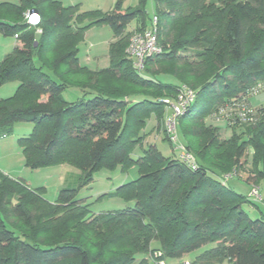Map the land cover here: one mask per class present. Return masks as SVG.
<instances>
[{"label":"trees","instance_id":"trees-1","mask_svg":"<svg viewBox=\"0 0 264 264\" xmlns=\"http://www.w3.org/2000/svg\"><path fill=\"white\" fill-rule=\"evenodd\" d=\"M124 2L82 17L76 16L77 7L54 0L0 3V34L17 35L21 43L0 61V87L18 83L12 96L0 99V136L18 123H31V133L17 140L27 167L68 164L82 173L79 186L60 190L53 203L41 189L0 174V264H160L206 246L211 248L186 262L264 264V214L257 204H264L257 186L264 187V107L250 104L254 88L264 84V0H151V19L148 0L127 9ZM31 11L40 16L38 26L27 23L25 13ZM154 18L161 52L139 71L126 53L127 39L150 29ZM74 19L89 23L79 28ZM95 26H107L113 41L109 68L92 72L79 66L77 46ZM190 52L192 58L186 56ZM59 67L85 74L92 87L72 85ZM109 73L127 94L115 85L105 90ZM195 74L201 83L177 119L189 160L166 134L169 111L161 100L175 99L180 83L189 84ZM161 75L176 85L160 82ZM73 86L84 93L67 102L62 93ZM242 106L254 109L253 120L239 118ZM211 113L224 118L230 138L204 122ZM152 118L177 156H163L154 144L144 147ZM116 167L135 168L138 177L105 198L129 206L91 213L77 199L79 189L89 186L98 170ZM231 170L243 174L246 196L227 186L234 176L222 175ZM254 188L258 200L250 195ZM245 206L259 217L250 219ZM91 242L97 254L89 250Z\"/></svg>","mask_w":264,"mask_h":264},{"label":"rangeland","instance_id":"rangeland-1","mask_svg":"<svg viewBox=\"0 0 264 264\" xmlns=\"http://www.w3.org/2000/svg\"><path fill=\"white\" fill-rule=\"evenodd\" d=\"M8 1L11 3L17 2V0H0ZM59 3L63 7H77L78 12L76 16L82 17L85 13L89 12H101L106 13L112 9L116 0H54ZM138 4V0H125L124 9L134 8ZM148 19L153 17L152 11V2L148 0L147 8H146ZM27 13H25L26 15ZM36 14V13H35ZM89 20L84 19L82 22L77 23L76 19L74 22L77 27L82 28L87 26ZM149 23V22H148ZM135 25H131L128 27L129 32H133ZM41 32L36 33V38H39ZM132 36V35H131ZM127 39V43L131 38ZM18 40V39H17ZM19 41V40H18ZM113 41L112 31L107 26H95L87 29L83 33L82 40L78 43V64L80 67H84L87 70L92 72L105 70L109 68V58L108 51L109 45ZM20 42V41H19ZM15 40L13 37H4L0 34V61L3 60L5 55L12 51V47L10 48V44H14ZM128 46V45H127ZM201 48L200 45L196 46ZM196 48L195 50H198ZM127 50V48H126ZM189 58H192L193 54L187 53ZM129 57V56H128ZM193 60V59H192ZM179 66V65H178ZM60 69L65 70L68 75L67 79L69 83L74 84H82L87 87H92V83H90V79L87 78L85 74H81L80 76L75 75L73 72L67 71L64 67H59ZM106 83L104 82L105 87H111L113 85L120 86L119 82L114 79L111 73L107 74ZM83 80V82L79 83L76 81ZM104 79V78H103ZM191 79V80H190ZM189 84H185L184 82L180 83V87H185L190 90H194L196 86L201 83V77L198 74H195L192 77L190 76ZM158 80L162 83H170L176 85V80L168 77V76H159ZM85 82V83H84ZM102 83V82H101ZM17 82H8L0 87V99L8 98L13 95L15 89L17 88ZM191 86V87H190ZM120 90L125 93L122 86H120ZM127 89V88H126ZM106 90V88H105ZM107 92V91H105ZM83 91L79 90L77 87H68L63 93L62 97L67 102H75L77 99L81 98L83 95ZM93 96L94 94H90ZM87 96V98L91 97ZM168 96V95H167ZM135 99H141V97H134ZM132 98V99H134ZM169 100V98L162 99ZM170 102H175L174 99L169 100ZM165 103V102H164ZM250 104L252 108L264 107V90L259 92L258 94L252 96L250 98ZM166 111V110H165ZM169 113V112H168ZM220 113V112H219ZM210 114L206 117L204 122L206 124L211 123L213 127H216L222 131V138L227 137L230 138L232 135V130L227 128L226 123L223 121V117L220 115ZM150 123L147 124L146 131L147 137L144 141V147L146 145L154 144L156 148L162 153L165 157L177 156V149L173 151L169 145L162 141V135L160 132H157V128H154L155 119L152 118ZM165 123V122H164ZM163 123V125H164ZM33 125L31 123H18L14 125L11 129L10 133H5L6 140H0V174L10 178L20 180L21 182L28 185L31 189H41V194L45 200L49 203H53L56 201L58 197V193L60 190L65 188H77L79 186V181L81 179L82 173L81 171L73 166V165H57V166H48L40 169L32 170L25 165V159L22 153V149L18 146L17 140L21 138L27 137L32 131ZM178 132V129H177ZM178 139L182 140V135ZM178 135V136H179ZM138 152V150H137ZM232 174V175H231ZM236 176H235V175ZM234 176L228 180L227 186L233 188L237 193L246 196L249 193V187L240 179L243 177L241 172L234 173L233 170L228 173H224L222 177H230ZM138 174L135 168L130 169L127 172H123L121 167H116L113 170L100 169L94 176L93 182L85 187L81 188L78 191L77 199L84 200L86 204L89 205V210L91 213L100 214L108 211L119 210L129 206L128 203L122 201L118 198H105V195L111 192H114L121 185L134 181L137 179ZM260 189V195L262 196V202L264 201V187L263 184L260 183L257 185ZM251 192V191H250ZM260 207V210L264 214V204L261 202L257 203ZM244 210L249 215L250 219L255 220L259 217V213L252 208L245 206ZM61 219V218H60ZM13 225H18L14 220H9ZM59 222H62L60 220ZM75 234V232L73 233ZM118 250H121L122 247L116 246ZM89 250L92 254H97V245L94 242H91L88 246ZM210 246H206L199 251L192 253L191 255L183 258L180 261H166L165 263L160 264H180L183 261H191L197 254L202 253L205 250L210 249ZM101 264V263H100Z\"/></svg>","mask_w":264,"mask_h":264},{"label":"built area","instance_id":"built-area-1","mask_svg":"<svg viewBox=\"0 0 264 264\" xmlns=\"http://www.w3.org/2000/svg\"><path fill=\"white\" fill-rule=\"evenodd\" d=\"M35 13L36 12L31 11L25 15L27 18V23L32 26H38L41 20L40 16ZM155 23L156 20L154 18V24L150 29L144 31L143 33L132 34L129 40L126 53L132 59L134 67L139 71H142L144 69L146 59L151 58L161 52V49L159 48L157 43V29ZM14 38L17 39V35H15ZM263 90L264 84H258L256 88H254L253 94L256 95ZM194 95L195 92H193L192 90L181 87L174 99V103L170 102L169 100L164 101L167 104V110L169 111L164 123L166 134L168 135L170 142L174 146H176L177 149H180L179 151L184 153L182 154V157L189 160H192L191 156L184 151L183 145L178 139L179 136L177 132V119L179 116L184 114L185 110L193 102ZM237 109V112L239 113L238 116L241 120L250 121V119H252L251 116L254 115V109L245 106ZM250 195L254 199L258 200V188H254L251 191ZM182 264L189 263L184 261Z\"/></svg>","mask_w":264,"mask_h":264},{"label":"crops","instance_id":"crops-1","mask_svg":"<svg viewBox=\"0 0 264 264\" xmlns=\"http://www.w3.org/2000/svg\"><path fill=\"white\" fill-rule=\"evenodd\" d=\"M2 2H8V1H2ZM0 3H1V1H0ZM13 39L15 40V43H14V44H10V48L12 47V50H13L15 47L21 45V43H20L17 39H15L14 37H13ZM8 54H9V53H8ZM5 56H6V55H5ZM1 99H3V98H1ZM3 136H4V135H3ZM3 136H0V140H1V141L6 140V138L3 137Z\"/></svg>","mask_w":264,"mask_h":264}]
</instances>
